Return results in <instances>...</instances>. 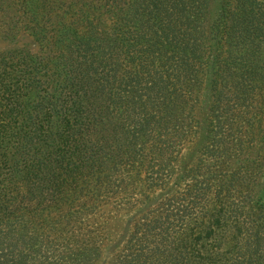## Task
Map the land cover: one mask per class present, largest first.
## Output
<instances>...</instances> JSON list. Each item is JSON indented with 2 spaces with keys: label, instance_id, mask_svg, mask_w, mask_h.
Returning <instances> with one entry per match:
<instances>
[{
  "label": "trees",
  "instance_id": "1",
  "mask_svg": "<svg viewBox=\"0 0 264 264\" xmlns=\"http://www.w3.org/2000/svg\"><path fill=\"white\" fill-rule=\"evenodd\" d=\"M24 30L0 264H98L121 217L102 264H264L263 0H0V38Z\"/></svg>",
  "mask_w": 264,
  "mask_h": 264
},
{
  "label": "rangeland",
  "instance_id": "2",
  "mask_svg": "<svg viewBox=\"0 0 264 264\" xmlns=\"http://www.w3.org/2000/svg\"><path fill=\"white\" fill-rule=\"evenodd\" d=\"M218 1L219 0H213L214 7L218 6ZM15 48H26L33 51L34 53L40 52V48L33 44V40L30 37V32L28 30H24L23 32H21L17 42L15 43L8 42L0 38V54L5 53L7 51H11ZM14 61L15 60H11V62L13 63ZM6 141L8 143V139H6L5 136L0 135V145L7 144ZM189 153L190 150H186L183 152V155L181 157L182 163L190 161ZM1 156V163H4L5 165L9 163L8 158H6L5 155L1 154ZM128 229L129 225L127 223V219L123 217L116 219L109 224L108 229L105 232V241L103 244V260L100 261L98 264H102L104 260H106L108 257H110L113 253L117 251V249L121 246L123 239L128 232Z\"/></svg>",
  "mask_w": 264,
  "mask_h": 264
}]
</instances>
